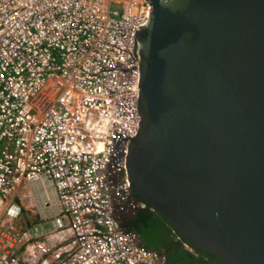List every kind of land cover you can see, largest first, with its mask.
Returning a JSON list of instances; mask_svg holds the SVG:
<instances>
[{"label": "built area", "instance_id": "2783aa9c", "mask_svg": "<svg viewBox=\"0 0 264 264\" xmlns=\"http://www.w3.org/2000/svg\"><path fill=\"white\" fill-rule=\"evenodd\" d=\"M147 7L0 0V264H167L121 224L146 206L127 159ZM27 202L48 227L22 223Z\"/></svg>", "mask_w": 264, "mask_h": 264}, {"label": "water", "instance_id": "95a60500", "mask_svg": "<svg viewBox=\"0 0 264 264\" xmlns=\"http://www.w3.org/2000/svg\"><path fill=\"white\" fill-rule=\"evenodd\" d=\"M137 197L194 248L264 264V0H147Z\"/></svg>", "mask_w": 264, "mask_h": 264}, {"label": "trees", "instance_id": "16d2710c", "mask_svg": "<svg viewBox=\"0 0 264 264\" xmlns=\"http://www.w3.org/2000/svg\"><path fill=\"white\" fill-rule=\"evenodd\" d=\"M125 225L140 235L146 247L167 255V264H225L218 255L203 248L197 247L194 252L186 250L182 244L183 238L175 240L178 237L176 229L156 210L143 208Z\"/></svg>", "mask_w": 264, "mask_h": 264}, {"label": "crops", "instance_id": "0c3cea01", "mask_svg": "<svg viewBox=\"0 0 264 264\" xmlns=\"http://www.w3.org/2000/svg\"><path fill=\"white\" fill-rule=\"evenodd\" d=\"M23 204H24V202H23ZM26 205H25V207H26V211L29 213V211H30V209L31 210H34V214H33V218H34V221H30V220H28L27 222L28 223H33L34 222V224H37V225H45V223H47V221H44V220H42L41 219V217H40V215H39V211H37L36 210V208L37 207H39V206H37V205H32L33 203L31 202H27V203H25ZM39 210V209H38ZM26 212V213H27ZM27 213V214H28Z\"/></svg>", "mask_w": 264, "mask_h": 264}, {"label": "clouds", "instance_id": "9594fccd", "mask_svg": "<svg viewBox=\"0 0 264 264\" xmlns=\"http://www.w3.org/2000/svg\"><path fill=\"white\" fill-rule=\"evenodd\" d=\"M133 192H134V189H133ZM134 197L137 199V200H139V201H142L141 199H140V197H137V195H136V193L134 192ZM142 202H144V201H142ZM146 203V202H145ZM148 207V205H147V203H146V206L144 207V208H147ZM141 209H143V208H141ZM141 209H138V210H141ZM137 211V210H136ZM135 212V211H134ZM129 216H130V214H129ZM128 216V217H129ZM128 217L127 218H125L122 222H121V224L123 225V227H125L126 229H127V226L125 225V223H126V221L128 220ZM178 236H179V239L181 240V237H180V235L178 234ZM182 243L184 244V246H185V243L186 244H188L184 239L182 240ZM190 247H192L193 249L192 250H189L188 248H186V246H185V249L186 250H189L190 252H194V250H195V248L193 247V246H191L190 244H188ZM150 249H152V248H150ZM153 250H155V249H153ZM155 251H157V250H155ZM159 252V251H158ZM161 253V252H160ZM164 254V253H163ZM167 256V255H166Z\"/></svg>", "mask_w": 264, "mask_h": 264}, {"label": "rangeland", "instance_id": "374dc122", "mask_svg": "<svg viewBox=\"0 0 264 264\" xmlns=\"http://www.w3.org/2000/svg\"><path fill=\"white\" fill-rule=\"evenodd\" d=\"M36 210L38 211V208H36ZM27 211L25 210V217H24V219L22 220V223H27V221L28 220H30V221H34V218H33V214H34V210H31L30 209V211H29V213L27 214L26 213ZM24 214H23V216H24ZM36 226V224H34V222L32 223V227L34 228ZM43 226V225H42ZM49 226V224L48 223H45V225H44V227H48Z\"/></svg>", "mask_w": 264, "mask_h": 264}, {"label": "flooded vegetation", "instance_id": "af4514ba", "mask_svg": "<svg viewBox=\"0 0 264 264\" xmlns=\"http://www.w3.org/2000/svg\"><path fill=\"white\" fill-rule=\"evenodd\" d=\"M140 210H137V211H135V212H131L130 213V216L128 217V220H131V219H133V218H135L136 216H137V214H138V212H139ZM127 226V225H126ZM141 238V237H140ZM176 239L175 240H180L179 239V236L177 237H175ZM142 242V241H141ZM183 244V243H182ZM183 247L185 248V246H184V244H183ZM189 251V250H188Z\"/></svg>", "mask_w": 264, "mask_h": 264}]
</instances>
